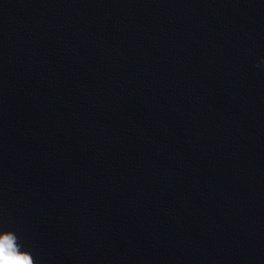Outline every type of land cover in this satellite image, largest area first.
<instances>
[{"label": "water", "instance_id": "95a60500", "mask_svg": "<svg viewBox=\"0 0 264 264\" xmlns=\"http://www.w3.org/2000/svg\"><path fill=\"white\" fill-rule=\"evenodd\" d=\"M262 61L264 0H0V237L264 264Z\"/></svg>", "mask_w": 264, "mask_h": 264}, {"label": "clouds", "instance_id": "9594fccd", "mask_svg": "<svg viewBox=\"0 0 264 264\" xmlns=\"http://www.w3.org/2000/svg\"><path fill=\"white\" fill-rule=\"evenodd\" d=\"M261 63L264 64V61ZM260 66L257 65V67ZM0 264H28L27 257H21L15 253L12 239L9 236L0 237Z\"/></svg>", "mask_w": 264, "mask_h": 264}, {"label": "snow or ice", "instance_id": "6c2138e0", "mask_svg": "<svg viewBox=\"0 0 264 264\" xmlns=\"http://www.w3.org/2000/svg\"><path fill=\"white\" fill-rule=\"evenodd\" d=\"M7 239V238H6ZM21 257H23V256H21ZM28 264H30V261L28 260Z\"/></svg>", "mask_w": 264, "mask_h": 264}]
</instances>
